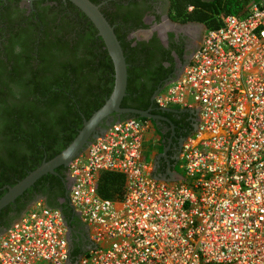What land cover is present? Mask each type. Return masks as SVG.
I'll return each instance as SVG.
<instances>
[{
    "label": "built area",
    "instance_id": "obj_1",
    "mask_svg": "<svg viewBox=\"0 0 264 264\" xmlns=\"http://www.w3.org/2000/svg\"><path fill=\"white\" fill-rule=\"evenodd\" d=\"M153 104L197 114L163 167L179 163L181 178L157 173L160 156L145 160L147 121L114 122L66 167L65 200L86 235L38 198L0 232V264H264V1L206 29ZM103 172L125 177L120 199L99 194Z\"/></svg>",
    "mask_w": 264,
    "mask_h": 264
},
{
    "label": "trees",
    "instance_id": "obj_2",
    "mask_svg": "<svg viewBox=\"0 0 264 264\" xmlns=\"http://www.w3.org/2000/svg\"><path fill=\"white\" fill-rule=\"evenodd\" d=\"M90 1L100 4L104 0ZM105 1L100 10L113 26L127 63L126 94L120 106L139 110L156 107L150 98L170 72L150 81L147 53L151 41L128 39V32L137 26L125 31L121 0ZM253 1L258 0H169V16L173 21H193L206 29L216 28L226 15H245ZM189 4L194 6L191 12L187 11ZM33 8L28 14L19 9L0 10V54L6 51V65H13L9 72L0 69V197L7 186L64 149L81 129L83 120L105 102L114 84L113 63L105 44L79 8L63 0L33 1ZM132 117L154 124L150 118L130 113L112 123ZM151 134L145 141L146 161L154 159L163 147L157 139L159 132H154L153 137ZM55 171L40 177L2 209L0 232L41 198L48 207L60 209L68 227L86 235L84 223L65 200L66 167L59 166ZM157 173L164 174L165 168ZM97 189L104 198L120 199L125 177L100 173ZM80 252L81 248L74 244L71 255Z\"/></svg>",
    "mask_w": 264,
    "mask_h": 264
},
{
    "label": "flooded vegetation",
    "instance_id": "obj_3",
    "mask_svg": "<svg viewBox=\"0 0 264 264\" xmlns=\"http://www.w3.org/2000/svg\"><path fill=\"white\" fill-rule=\"evenodd\" d=\"M105 2L104 0L100 5ZM47 3L50 4V2ZM120 3L126 22L125 31L137 26L128 32L127 38L137 41H151L147 53L151 66L150 81L165 72H170L164 80L166 82L182 70L190 60L205 33L204 25L193 21L185 23L173 21L169 16V0H121ZM42 5H45V3H42ZM6 8L19 9L25 11V14L34 9L33 2L28 4L22 0H19V2L0 0V10ZM193 9L192 4L187 6L188 12L193 11ZM140 24H142L141 27H139ZM134 102L141 103L144 101ZM152 104L153 101H151ZM148 109H150L151 114L161 117L152 119L154 124H150L152 132H159L160 137L157 139H160L163 144L161 153L165 152V156H160L159 160V169H161L168 162L174 164L183 141L197 126V114L185 108L158 109L150 106L146 110ZM122 114L113 113L108 122L112 123L115 118L120 117ZM161 153L157 154L156 157Z\"/></svg>",
    "mask_w": 264,
    "mask_h": 264
},
{
    "label": "water",
    "instance_id": "obj_4",
    "mask_svg": "<svg viewBox=\"0 0 264 264\" xmlns=\"http://www.w3.org/2000/svg\"><path fill=\"white\" fill-rule=\"evenodd\" d=\"M31 4L33 1L38 0H22ZM70 1L77 8H79L93 23L97 29V35H99L111 58L114 68V84L110 95L106 98L105 102L95 110L88 119L83 120V125L78 131L77 135L72 141L62 149L58 154L48 160H43L33 170L29 171L26 176L18 180L14 185L7 186V190L0 197V212L8 205L15 202L27 189L32 187L34 183L43 175L48 173L56 174L55 169L59 166L67 167L71 160L82 153L90 142L102 134L105 129L110 125L108 122L110 116L113 113H130L140 117L157 119L160 116L151 114L148 110H139L135 108L121 107V101L126 94L127 86V63L121 48L120 42L118 41L113 26L107 21L100 10V4H95L90 0H63ZM181 71V70H180ZM179 71V72H180ZM178 72V73H179ZM177 73V74H178ZM176 74V75H177ZM157 91V90H156ZM153 93L151 101L156 93ZM107 126V127H106ZM159 156H165V152ZM162 178L167 179H178L181 175L175 170L171 169L170 166L166 169L164 174H161ZM65 187V194L67 192V183L65 178L63 179Z\"/></svg>",
    "mask_w": 264,
    "mask_h": 264
},
{
    "label": "rangeland",
    "instance_id": "obj_5",
    "mask_svg": "<svg viewBox=\"0 0 264 264\" xmlns=\"http://www.w3.org/2000/svg\"><path fill=\"white\" fill-rule=\"evenodd\" d=\"M258 1H264V0H258ZM258 1H253V2H258ZM205 30H206V28H205ZM5 54H6V51L4 52H2V54H0V69L1 70H3V71H5V72H9L10 71V69H12L13 70V65H11V66H7L6 65V58L4 57L5 56ZM148 125H150V123L148 122ZM150 132H152L151 131V129H150ZM152 135H154V132H152V134H151V136ZM149 137H150V135H149ZM153 137V136H152ZM151 137V138H152ZM155 140H156V138H155ZM161 155V154H160ZM150 161V160H149ZM177 172H181V170H180V168H179V163H177L176 164V166H175V168H174Z\"/></svg>",
    "mask_w": 264,
    "mask_h": 264
},
{
    "label": "crops",
    "instance_id": "obj_6",
    "mask_svg": "<svg viewBox=\"0 0 264 264\" xmlns=\"http://www.w3.org/2000/svg\"><path fill=\"white\" fill-rule=\"evenodd\" d=\"M166 167H167V164H166ZM166 167H165V168H166ZM171 167H172V166H171ZM171 169H173V168H171Z\"/></svg>",
    "mask_w": 264,
    "mask_h": 264
},
{
    "label": "bare ground",
    "instance_id": "obj_7",
    "mask_svg": "<svg viewBox=\"0 0 264 264\" xmlns=\"http://www.w3.org/2000/svg\"><path fill=\"white\" fill-rule=\"evenodd\" d=\"M159 109V108H158Z\"/></svg>",
    "mask_w": 264,
    "mask_h": 264
}]
</instances>
